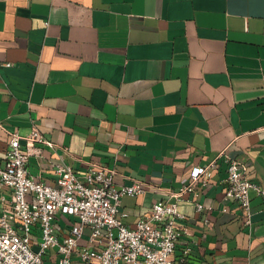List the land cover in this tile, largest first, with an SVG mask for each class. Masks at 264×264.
Returning <instances> with one entry per match:
<instances>
[{"label":"crops","instance_id":"crops-1","mask_svg":"<svg viewBox=\"0 0 264 264\" xmlns=\"http://www.w3.org/2000/svg\"><path fill=\"white\" fill-rule=\"evenodd\" d=\"M33 125L50 143L31 177L97 164L147 185L122 199L130 227L217 161L178 201L174 261L264 264V200L251 192L248 228L225 198L226 157L264 187V0H0V164Z\"/></svg>","mask_w":264,"mask_h":264},{"label":"built area","instance_id":"built-area-1","mask_svg":"<svg viewBox=\"0 0 264 264\" xmlns=\"http://www.w3.org/2000/svg\"><path fill=\"white\" fill-rule=\"evenodd\" d=\"M49 143L35 125L25 137L10 133L0 164V191L11 192L10 201L1 199L0 264H47L49 259L52 264H176L179 224L185 219L178 201L187 193L196 196L198 185L209 184L217 161L193 168L189 183L171 193L175 202L153 204L150 214L130 227L122 199L145 194L147 185L134 181L117 187L116 169L97 164L85 172L59 164L53 170L54 183L35 179L29 174V159L41 156V146ZM226 163L225 198L239 204L250 228V194L264 200V187L249 181L237 160L226 157ZM196 209L202 213L206 207L197 203Z\"/></svg>","mask_w":264,"mask_h":264}]
</instances>
